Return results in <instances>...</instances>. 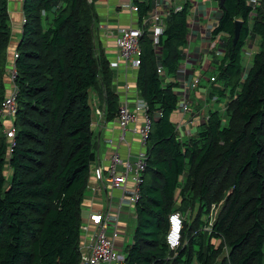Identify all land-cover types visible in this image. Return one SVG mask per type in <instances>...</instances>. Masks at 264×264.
Returning <instances> with one entry per match:
<instances>
[{
  "label": "trees",
  "instance_id": "obj_1",
  "mask_svg": "<svg viewBox=\"0 0 264 264\" xmlns=\"http://www.w3.org/2000/svg\"><path fill=\"white\" fill-rule=\"evenodd\" d=\"M21 2L12 47L9 0H0V108L11 87L9 61L17 89L12 123L0 120V264H80L81 209L97 156L91 93L103 100L107 121L120 96L96 43L95 0ZM135 2L141 25L151 1ZM251 3L219 5L211 37H226L207 100L224 97L225 107L208 109L192 135H180L171 119L188 3L166 15L157 46L146 29L139 38L135 84L151 127L126 264H264V0ZM236 19L241 27L233 43ZM254 38L257 49L244 69L242 49ZM175 210L183 220L173 251L165 235Z\"/></svg>",
  "mask_w": 264,
  "mask_h": 264
},
{
  "label": "crops",
  "instance_id": "obj_2",
  "mask_svg": "<svg viewBox=\"0 0 264 264\" xmlns=\"http://www.w3.org/2000/svg\"><path fill=\"white\" fill-rule=\"evenodd\" d=\"M21 1L9 0L10 12L13 11V15L18 20L13 32L12 47L19 40L23 22ZM135 1L144 2L147 0H95L94 2L96 13L94 34L96 43L110 61L116 60L118 55L116 42L117 28L139 24L137 12L130 9L132 4L136 5ZM150 1L151 8L143 20L149 19L156 7V0ZM182 1L184 2V0H159L158 10L163 15H166L175 5L182 4ZM186 2L188 3L189 12V33L187 35V43L183 48L184 58L178 67L177 74L172 79L178 82V88L175 91L179 98L183 87H185V83L188 84L192 78H199V82L196 87L187 88L191 101L188 110L182 112L177 108L171 115V119L175 122L178 132L184 136L192 135L197 125L204 121L203 118H200L201 113H206L208 109H214L215 106L221 111L225 107V101L220 100L217 102L214 98L207 100L208 88L203 92L199 91V87L204 86L201 83L203 81L201 79L205 76L203 72L210 69L215 71L213 63L221 56L222 42L226 37L224 33H219L211 37V31L221 16L219 2L218 0H197L196 4ZM144 29L151 35L149 23H146ZM257 41L256 38L249 40V43H252L249 46L246 44V51L251 50V45L253 47L251 53L256 51ZM213 44H215V47L212 46ZM250 55H245L247 58L244 57V69H247L250 63L248 61L250 59L248 56ZM136 68H126L122 63H119L114 69L111 68L113 70V79L111 81L112 89L120 96V99L127 97L131 105L134 103V99L140 96L135 84ZM213 75L214 73L210 77ZM91 103L93 107L100 108L102 114L99 117H92V130L96 136L97 156L91 165L87 182L89 186L86 188L83 197L81 218L85 222L88 221L91 213L106 209L109 203L112 208H117L118 206L120 192L116 189H111L107 180V159L114 146L118 144V152L123 157L129 156L130 158H133L140 149L137 136L131 134L127 135V142L118 143L119 127L116 119L114 117L111 120H105L103 116L104 102L96 92L91 93ZM180 125L185 130L187 127L192 128L193 132L182 134L179 128ZM99 167L101 168V172H98ZM120 208L118 246L124 249V245L130 241L131 235V232L128 231L127 222L130 218L134 219L135 215L131 206L124 205ZM95 232L96 227L89 223L87 231L81 235V244L91 242Z\"/></svg>",
  "mask_w": 264,
  "mask_h": 264
},
{
  "label": "built area",
  "instance_id": "obj_3",
  "mask_svg": "<svg viewBox=\"0 0 264 264\" xmlns=\"http://www.w3.org/2000/svg\"><path fill=\"white\" fill-rule=\"evenodd\" d=\"M186 1L194 4L197 2V0H184V2ZM251 2L254 6L257 4V0H252ZM159 4V0H156V7L150 18L142 20L141 25L137 24L135 26L117 28L116 42L118 55L116 60L109 62L110 68H116L119 63H122L126 68H136L139 65L141 55L139 38L143 33L146 23L150 24L152 42L157 46L160 35L164 30V19L169 13L163 15L158 10ZM130 9L137 11V5L132 4ZM181 9L182 4H177L173 8L174 11ZM249 45L250 43L248 42L247 46ZM212 46L215 47V44ZM250 49V51H244L245 55H250L252 45ZM15 56L16 54H14ZM157 72L164 77V69L161 65H158ZM6 75L11 81V87L2 101L0 120L12 123V118L16 111L15 97L17 90L12 80L15 75L13 61L7 63ZM210 80H213V77H210ZM198 82L199 78H192L188 84L185 83L178 103V108L182 112L188 110L191 102L187 88L196 87ZM133 102L131 105L127 97L120 99L118 102V110L115 115L119 127L118 143L127 142V135L131 134L137 136L140 149L133 158L129 156L123 157L118 152V144H116L109 154L107 159V180L111 189H116L120 192L118 206L117 208H112L109 203L106 209L91 213L87 222L81 221L80 230L82 233L87 231L89 223L96 227V232L91 242L80 244V264H126L124 250L118 246L120 207L124 205L133 206L140 197L142 173L146 167V153L144 149L151 127L146 102L140 96L136 97ZM101 114L100 108L92 106V117H99ZM200 118L205 120L207 113H201ZM5 134L8 139L13 137L14 128L12 124L6 127ZM98 172H101L100 167ZM182 220V214L177 210L171 212L168 216V229L165 239L168 247L173 251L178 247L180 242Z\"/></svg>",
  "mask_w": 264,
  "mask_h": 264
},
{
  "label": "rangeland",
  "instance_id": "obj_4",
  "mask_svg": "<svg viewBox=\"0 0 264 264\" xmlns=\"http://www.w3.org/2000/svg\"><path fill=\"white\" fill-rule=\"evenodd\" d=\"M182 4L184 3L183 1L181 2ZM14 15H13V11H11L10 12V21H11V28H12V32H14V30H15V25H16V23L18 22V20L15 18V16L13 17ZM17 30V29H16ZM14 35H13V33H12V37H13ZM247 49V46H244L243 47V49H242V60H244V57H245V54H244V50H246ZM256 49V48H255ZM248 55V54H247ZM245 58H247V57H245ZM248 58H251V55L250 56H248ZM242 63H243V61H242ZM212 73H215V71L213 70V69H210V70H208V71H205V72H203V74L205 75L204 76V78H202L201 80H203L201 83H203L204 84V86H200L199 87V91H201V92H203L206 88H208L209 87V85H210V81H208V79L210 78V75L212 74ZM196 76V75H195ZM210 80V79H209ZM222 101H225V98L224 97H222ZM179 128H180V131H181V133L182 134H184V133H191V132H193V129L192 128H188L187 127V129L185 130L184 128H182V126L180 125L179 126ZM134 219L132 218H130L129 220H128V222H127V226H128V231L129 232H131L132 231V229H133V226H134Z\"/></svg>",
  "mask_w": 264,
  "mask_h": 264
},
{
  "label": "water",
  "instance_id": "obj_5",
  "mask_svg": "<svg viewBox=\"0 0 264 264\" xmlns=\"http://www.w3.org/2000/svg\"><path fill=\"white\" fill-rule=\"evenodd\" d=\"M223 4V0H219V5H222ZM235 23V26H234V36H233V39H232V42L235 43L236 40L238 39V36H239V31H240V27H241V20L239 19H236L234 21Z\"/></svg>",
  "mask_w": 264,
  "mask_h": 264
}]
</instances>
